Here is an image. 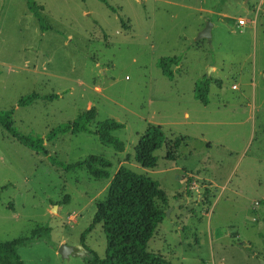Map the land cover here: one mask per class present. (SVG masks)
I'll list each match as a JSON object with an SVG mask.
<instances>
[{
  "label": "rangeland",
  "instance_id": "obj_1",
  "mask_svg": "<svg viewBox=\"0 0 264 264\" xmlns=\"http://www.w3.org/2000/svg\"><path fill=\"white\" fill-rule=\"evenodd\" d=\"M34 2L42 7L38 16L27 0H0V112L12 109L17 133L42 138L46 151L34 153L0 125V241L47 227L17 249L23 264H90L87 255L62 257L63 244L104 258L103 223L81 236L124 165L166 194L148 252L171 264H259L264 0H107L111 8L100 0ZM39 18L51 29H41ZM207 22L210 38L196 40ZM168 56L178 58L171 79L157 65ZM204 76L207 104L192 95ZM33 92L58 97L17 105ZM91 106L92 127L105 119L124 124L112 132L123 151L92 134L59 131ZM148 124L159 125L166 139H182L173 160L165 158V144L154 152V168L134 159ZM89 155L110 161V178L64 169Z\"/></svg>",
  "mask_w": 264,
  "mask_h": 264
},
{
  "label": "trees",
  "instance_id": "obj_2",
  "mask_svg": "<svg viewBox=\"0 0 264 264\" xmlns=\"http://www.w3.org/2000/svg\"><path fill=\"white\" fill-rule=\"evenodd\" d=\"M100 1L109 6L107 0ZM27 6L37 16L38 11L42 9L34 0H27ZM39 22L41 29H51L50 26L43 25L41 18ZM177 60L176 56L161 57L157 65L162 74L171 79L173 77L171 65L176 64ZM208 86L209 78L206 76L198 79L194 84L193 97L202 104L208 103ZM57 97V94L40 96L33 92L21 97L17 105L27 106L37 99L50 100ZM12 112V109L0 112V125L14 139L34 153L46 152L42 138L26 137L17 133L11 124ZM95 115L96 109L91 106L68 121L59 131L71 134L78 132L92 134L102 144L111 145L116 151H123L124 143L112 132L123 128L124 124L114 119H105L92 127L91 123ZM181 142V138L166 139L159 125L148 124L135 145L134 159L144 168H154L156 165L154 152L162 144H165L167 149L165 158L173 160ZM108 167H110V161L106 158L89 155L84 160L66 164L64 169L68 171L85 168L95 178H110ZM166 203V194L158 182L121 165L110 178L106 195L103 200L96 203L92 223L81 236L83 241L85 233L89 232L94 224L103 223L107 238L106 256L100 258L93 251H89L88 262L90 264H171L161 255L148 252L146 249L156 226L163 220ZM48 231L47 227H37L32 230L30 236L0 241V264H23L17 249L40 239Z\"/></svg>",
  "mask_w": 264,
  "mask_h": 264
},
{
  "label": "water",
  "instance_id": "obj_3",
  "mask_svg": "<svg viewBox=\"0 0 264 264\" xmlns=\"http://www.w3.org/2000/svg\"><path fill=\"white\" fill-rule=\"evenodd\" d=\"M211 23L207 22L205 26L198 32L196 40L201 38H210L211 36ZM59 253L62 257H68L69 255H87L89 251L82 245H62L59 249ZM259 264H264V258H261Z\"/></svg>",
  "mask_w": 264,
  "mask_h": 264
},
{
  "label": "built area",
  "instance_id": "obj_4",
  "mask_svg": "<svg viewBox=\"0 0 264 264\" xmlns=\"http://www.w3.org/2000/svg\"><path fill=\"white\" fill-rule=\"evenodd\" d=\"M237 23H238L239 25H243V24L245 23V20L242 19V18H240V19L237 20ZM233 87H235V85H233ZM71 217H73V216H70V217H68V218L70 219Z\"/></svg>",
  "mask_w": 264,
  "mask_h": 264
},
{
  "label": "crops",
  "instance_id": "obj_5",
  "mask_svg": "<svg viewBox=\"0 0 264 264\" xmlns=\"http://www.w3.org/2000/svg\"><path fill=\"white\" fill-rule=\"evenodd\" d=\"M224 14V13H223ZM245 24V23H244ZM243 24V25H244ZM233 87V86H232ZM192 93H193V89H192ZM193 95V94H192ZM186 116L188 115V113H186L185 114ZM193 188H195V187H193ZM196 198H199V195L198 196H196V195H192L191 197H190V199H196Z\"/></svg>",
  "mask_w": 264,
  "mask_h": 264
}]
</instances>
